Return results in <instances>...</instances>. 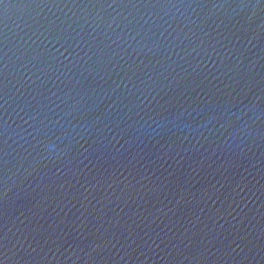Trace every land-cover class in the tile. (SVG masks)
Returning <instances> with one entry per match:
<instances>
[{"label": "water", "instance_id": "obj_1", "mask_svg": "<svg viewBox=\"0 0 264 264\" xmlns=\"http://www.w3.org/2000/svg\"><path fill=\"white\" fill-rule=\"evenodd\" d=\"M0 264H264V0H0Z\"/></svg>", "mask_w": 264, "mask_h": 264}]
</instances>
